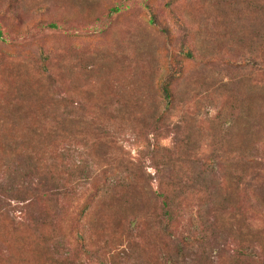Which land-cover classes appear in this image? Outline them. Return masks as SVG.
Returning <instances> with one entry per match:
<instances>
[{
  "label": "trees",
  "instance_id": "1",
  "mask_svg": "<svg viewBox=\"0 0 264 264\" xmlns=\"http://www.w3.org/2000/svg\"><path fill=\"white\" fill-rule=\"evenodd\" d=\"M246 7L259 15L249 74L226 75L219 94L207 90L221 64L197 34L179 47L194 78L179 67L156 91L140 80L136 93L102 95L89 88L99 59L82 75L48 63L37 109L0 112V264H264V0ZM170 131L153 175L124 152L128 136L138 148L149 132L157 146Z\"/></svg>",
  "mask_w": 264,
  "mask_h": 264
},
{
  "label": "rangeland",
  "instance_id": "2",
  "mask_svg": "<svg viewBox=\"0 0 264 264\" xmlns=\"http://www.w3.org/2000/svg\"><path fill=\"white\" fill-rule=\"evenodd\" d=\"M248 1L254 0H82L81 4L79 0H0V112L37 109L41 76L48 63L52 74L59 71L56 63L68 61L81 74L99 59L102 72L93 73L99 83L89 88L102 95L136 93L140 80L156 91L165 75L179 67L194 78L199 74L197 67L179 53V47H191L197 34L212 41L211 59L221 64L212 66L215 88L207 90L219 94L217 87L226 75L249 74L253 43L247 40L248 27L252 21L259 24V15L246 7ZM51 19L59 24L58 30L43 29ZM260 52L258 47V57ZM55 87L57 92L67 91L65 86ZM202 89L196 92L197 98ZM29 96L32 99L27 102ZM216 97L213 94L217 108ZM145 135L146 142L138 148L131 136L126 137L123 148L129 159L143 163L153 175L152 159L161 155L156 147H171L174 135L170 131L157 146L151 144L149 132ZM28 169L18 165V172Z\"/></svg>",
  "mask_w": 264,
  "mask_h": 264
}]
</instances>
